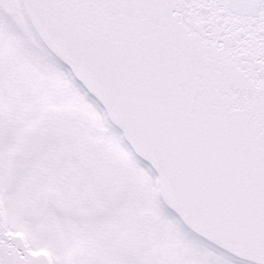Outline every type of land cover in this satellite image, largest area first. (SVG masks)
Wrapping results in <instances>:
<instances>
[{
  "label": "snow or ice",
  "instance_id": "obj_1",
  "mask_svg": "<svg viewBox=\"0 0 264 264\" xmlns=\"http://www.w3.org/2000/svg\"><path fill=\"white\" fill-rule=\"evenodd\" d=\"M0 264H264V0H0Z\"/></svg>",
  "mask_w": 264,
  "mask_h": 264
}]
</instances>
